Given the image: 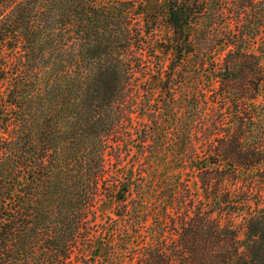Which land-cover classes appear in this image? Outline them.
Returning <instances> with one entry per match:
<instances>
[{
	"label": "trees",
	"instance_id": "trees-1",
	"mask_svg": "<svg viewBox=\"0 0 264 264\" xmlns=\"http://www.w3.org/2000/svg\"><path fill=\"white\" fill-rule=\"evenodd\" d=\"M140 1L0 0V264H264V0Z\"/></svg>",
	"mask_w": 264,
	"mask_h": 264
},
{
	"label": "rangeland",
	"instance_id": "rangeland-1",
	"mask_svg": "<svg viewBox=\"0 0 264 264\" xmlns=\"http://www.w3.org/2000/svg\"><path fill=\"white\" fill-rule=\"evenodd\" d=\"M166 0H141L140 4H138L134 9L133 13L137 17L136 19L140 21V25L145 28V18L147 15H151L154 12H162L165 6ZM161 15V13H160ZM160 20H157L154 22L153 29L155 30L154 32L158 36V38H162V40H167V35H168V28L164 23V17L163 15L159 17ZM225 29H231V25H226L224 27ZM227 49H221L220 55H222L224 52H226ZM158 54H160V51L157 50ZM220 57V56H219ZM165 59V58H163ZM165 64L167 61H163ZM155 85L153 86V89L151 92H153V97L157 98L158 95L160 94L159 90V85H158V80L154 81ZM121 172L124 174L125 178L128 180H133L134 179V169L130 166L127 165L125 168H121ZM188 183L191 191L195 194H200L199 192V185L198 181L195 178V176H189L188 177ZM113 200L111 199H104L102 203H99L98 209H97V221L98 222H105L107 217H116L114 214V204Z\"/></svg>",
	"mask_w": 264,
	"mask_h": 264
}]
</instances>
